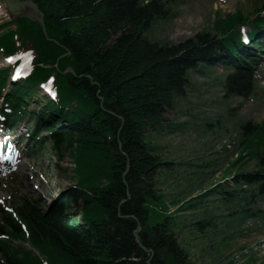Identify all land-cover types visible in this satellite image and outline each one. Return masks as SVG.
<instances>
[{
  "label": "trees",
  "instance_id": "16d2710c",
  "mask_svg": "<svg viewBox=\"0 0 264 264\" xmlns=\"http://www.w3.org/2000/svg\"><path fill=\"white\" fill-rule=\"evenodd\" d=\"M33 1L44 13L47 36L25 18L0 26V53L33 55L30 77L12 86L3 108L13 124L27 115L26 100L35 88L51 81L57 101L44 105L34 126L48 120L54 149L61 152L65 146L70 152L78 183L45 210L22 199L12 213L0 211V264H196L167 212L158 210L160 220L150 224L151 204L162 200L156 178L173 163L154 152L149 135L164 128L176 99L186 96L190 73L213 67L216 58L230 59L227 96L254 93L256 77L246 69L241 31L247 25L254 33L264 28V0L254 16L238 10L217 18L214 35L200 34L182 44L145 37L157 19L169 15L171 0ZM69 68L74 73H67ZM8 74L0 70V92ZM56 120L65 126L58 129ZM242 129V154L251 156L257 169L236 174L233 187L219 183L204 196L215 193L243 203L242 219L264 220V211H254V203L264 200V123ZM242 186L249 189L237 192ZM75 208L80 216L71 213ZM209 225L205 219L194 227L203 234ZM20 243L33 250L15 246Z\"/></svg>",
  "mask_w": 264,
  "mask_h": 264
},
{
  "label": "rangeland",
  "instance_id": "374dc122",
  "mask_svg": "<svg viewBox=\"0 0 264 264\" xmlns=\"http://www.w3.org/2000/svg\"><path fill=\"white\" fill-rule=\"evenodd\" d=\"M258 1L171 0L169 15L157 19L145 37L160 44H182L200 34H213L217 18L238 10L254 16ZM0 11L1 26L11 20L5 0H0ZM245 31L250 32L251 26ZM257 54L261 56L259 70L255 72V91L249 98L227 96L225 80L232 72L222 65L202 68L190 73L186 96L176 99L174 110L166 114L164 128L149 135L154 152L162 161L173 163L170 170L161 168L156 178V193L162 200L151 204L150 224L160 220L157 221L158 210L167 212L176 224L182 246L196 264H264V220L258 216L242 219L238 213L243 203L228 202L215 193L204 196L219 183L228 181L233 187L236 174L257 169L258 163L242 154L240 148L242 126L264 123V55ZM9 66L0 53V69ZM10 86L8 82L1 97ZM39 89L28 100L30 109L36 112L47 102ZM1 102L2 99L0 106ZM29 122L24 118L15 130L24 137L18 152L21 159L8 172L0 173V211H9L22 199L39 203L45 210L62 192L78 183L74 161L65 146L61 152L54 149L51 140L43 148L34 147L32 142L26 146L32 129ZM241 188L249 189L242 186L236 188L237 192ZM185 207L188 208L181 210ZM254 209L264 211V200L254 203ZM71 213L82 214L76 208ZM205 219L210 220V225L203 234L198 233L194 224ZM15 246L33 250L28 243ZM3 259L0 251V261Z\"/></svg>",
  "mask_w": 264,
  "mask_h": 264
},
{
  "label": "water",
  "instance_id": "95a60500",
  "mask_svg": "<svg viewBox=\"0 0 264 264\" xmlns=\"http://www.w3.org/2000/svg\"><path fill=\"white\" fill-rule=\"evenodd\" d=\"M7 8L12 16L18 18H26L31 21L37 22L42 27L46 34L44 13L38 8L33 0H5ZM28 11V12H27ZM136 242L140 244L139 237L136 235Z\"/></svg>",
  "mask_w": 264,
  "mask_h": 264
},
{
  "label": "snow or ice",
  "instance_id": "6c2138e0",
  "mask_svg": "<svg viewBox=\"0 0 264 264\" xmlns=\"http://www.w3.org/2000/svg\"><path fill=\"white\" fill-rule=\"evenodd\" d=\"M4 158H5V159H11V157H10V156H5Z\"/></svg>",
  "mask_w": 264,
  "mask_h": 264
},
{
  "label": "bare ground",
  "instance_id": "6f19581e",
  "mask_svg": "<svg viewBox=\"0 0 264 264\" xmlns=\"http://www.w3.org/2000/svg\"><path fill=\"white\" fill-rule=\"evenodd\" d=\"M0 12H2V11H0ZM3 15H7L6 13H4Z\"/></svg>",
  "mask_w": 264,
  "mask_h": 264
}]
</instances>
